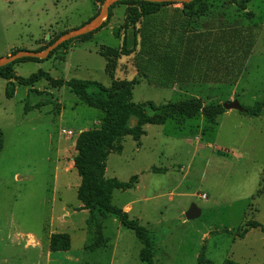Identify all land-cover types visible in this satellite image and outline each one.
Here are the masks:
<instances>
[{"label":"rangeland","instance_id":"obj_1","mask_svg":"<svg viewBox=\"0 0 264 264\" xmlns=\"http://www.w3.org/2000/svg\"><path fill=\"white\" fill-rule=\"evenodd\" d=\"M103 2L0 0V58L18 50H45L62 33L95 17ZM202 3L183 19L172 10L176 5L152 16H145L148 8L141 5H117L99 31L72 40L48 60H24L14 70L25 80L44 72L55 80H90L108 87L114 81H136L129 97L133 103L238 102L242 109L225 110L216 125L203 114L175 117L162 126H145L139 143L125 137L109 154L105 178L127 183L138 177L133 189L114 192L113 204L150 234L152 264H264V109L256 116L247 113L264 102V0H250L246 10L232 0ZM184 29L190 36L210 31L226 39L244 31L235 43H244L253 29V46L245 60L239 52L243 64L239 60L236 70L225 60L204 63L199 46L192 67L172 60L177 65L172 73L184 68L216 72L220 81L176 83L177 78L169 80L167 66L169 58L183 53L171 52L165 64L158 58L168 54L170 39ZM134 36L135 51L115 61L110 77L101 47L121 50ZM27 103L41 107L26 114ZM105 121L104 113L67 86L0 78V264H146L140 259L144 244L117 217L97 214L99 236L79 195L77 141L85 132L101 130ZM192 205L202 215L187 220Z\"/></svg>","mask_w":264,"mask_h":264},{"label":"trees","instance_id":"obj_2","mask_svg":"<svg viewBox=\"0 0 264 264\" xmlns=\"http://www.w3.org/2000/svg\"><path fill=\"white\" fill-rule=\"evenodd\" d=\"M249 1L250 0H232L233 4H235L242 10H246V6ZM202 2L203 0H193L191 3L187 4H154L140 1H122L111 8L109 17L111 15L112 9L115 6L122 4H134L141 5L144 8H148L146 9L147 12L145 13V16H152L163 7H167L170 5H181L182 9L177 11L180 12L183 17L189 18L194 14L195 8L200 4H203ZM253 31L254 30L252 29L251 31L247 32L248 35L244 40V43L241 40H238L237 43H235V39H237L236 37H242L244 31H238L237 35L236 33L235 35L230 34L228 39H226L225 37L219 38V35L217 37L215 36L217 39L213 42V44H211L213 48L208 47V45L202 46L199 44V41L203 37V35H198L195 33L192 36L183 37L182 44L184 45V49L183 52H181L183 54L180 58H177L175 56L169 58L172 63L169 62L170 67L167 66V70H169L170 75L173 76L174 79H176L177 75H179L180 73L178 74V71H175L173 75L172 67H176L177 65L174 64L172 60H176L178 61L177 64L180 63L181 65H184L186 67L188 66V68L192 67L194 61L197 60L196 53L200 49H202L201 47H203V50L205 51L204 63H209L208 61L210 60H225L229 61L230 68L236 70V64L240 60H238V58H242V56H244L243 58L245 60V57L248 56V53L246 52H249L250 48H252L253 46ZM94 33L77 39H85ZM207 36H212V34L209 33ZM54 41H52L50 44H52ZM71 41L61 45L49 56L48 59H50L57 50L64 48ZM244 44H246V46H244ZM136 45L137 40L134 36L131 45L127 42L123 45V48L121 50L106 46L101 47L99 54L107 61L106 73L110 77H114L115 61L121 56H130L135 51ZM142 47V50L145 51L144 43ZM37 51H42V49ZM240 51H242V56H240L239 54ZM165 58V56L160 57L158 58V60L162 64L165 61V64L167 63ZM24 60L43 61L38 59L18 60L12 64L7 65L6 67L1 68L0 78L7 81L18 80L21 81V83L24 85L31 86L43 79L49 82L53 87L67 86L78 97L80 101L91 108L101 111L106 115V121L101 130L85 132L80 135L77 141L78 154L75 157L74 162L76 169L78 170L82 178V185L79 190V195L81 200L84 202L85 208L91 211V216L88 223H95L100 237L102 236V227L97 218V214L101 216L111 215L117 217L120 220L122 226L128 230L133 231L135 236L144 244L145 247L140 253L141 261L146 264H152L153 241L150 237V234L144 227L139 224L137 220H131L129 218V215L125 213L122 208L117 207L113 204L114 192L118 190L126 191L133 189L135 187L136 181L138 180V177L134 176L133 179L127 183L121 182L116 178L106 179V163L109 154L114 149H117L118 144L121 145V141L125 137L131 136L135 142L139 143L141 138L146 134L144 130L145 126H162L175 117H186L191 119L198 116L199 114H203L204 117L212 125H216L218 123L219 117L225 113L223 105L206 106L199 98H190L179 102H169L161 105L155 104L152 101H147L144 103H133L130 101L129 97L132 94L134 86L137 84L136 81H114L113 84L108 87L100 82L90 80H55L48 73L44 72H39L38 74L32 75L28 80H25L23 78H18L14 70V66L20 62H23ZM239 62L240 65L243 64L242 60H240ZM186 70L187 68H184L183 72H185ZM171 78L169 76V80L173 79ZM9 87H13V84L10 83ZM40 107L41 105L32 106L27 103L25 105V113L27 114L32 110L39 109ZM263 109L264 102H260L256 104L252 109H248L247 113L249 115L256 116ZM3 148L4 138L0 133V153L2 152ZM119 148L120 149H118V151H121L122 148ZM208 264L213 263L209 262ZM225 264L236 263L229 261Z\"/></svg>","mask_w":264,"mask_h":264},{"label":"water","instance_id":"obj_3","mask_svg":"<svg viewBox=\"0 0 264 264\" xmlns=\"http://www.w3.org/2000/svg\"><path fill=\"white\" fill-rule=\"evenodd\" d=\"M122 1H140V2H147L154 4H187V3H191L193 0H104L100 12L94 18H92L90 21H88L81 27L62 34L45 50L42 51L19 50L18 52L8 57L0 58V69L21 59L47 60L49 56L64 43L89 35L101 29L109 17L111 8L117 3ZM223 107L225 110L242 109L241 105L236 101L225 103ZM201 215H202V210L198 206L192 205L190 209L185 213V218L187 220H195L200 218Z\"/></svg>","mask_w":264,"mask_h":264},{"label":"crops","instance_id":"obj_4","mask_svg":"<svg viewBox=\"0 0 264 264\" xmlns=\"http://www.w3.org/2000/svg\"><path fill=\"white\" fill-rule=\"evenodd\" d=\"M180 9H182L181 5H176L175 7L172 8V10H180ZM182 17H183V15H181L179 19L185 18V17H183V18ZM179 32L180 33L177 36V38H174L173 40L170 39V43H171V46L173 48H168V50H167L168 54H166L165 57L171 56V54H170L171 52H174V53L177 51H179L180 53L183 52L184 45L182 44V38L188 37L192 33L190 31L185 30V29L181 30ZM195 33L198 35H203V37L199 41V44L203 45V46H207V45L212 46L211 44H213V42L216 41V39H217L216 37H213V36H207L209 33H211L210 31L200 32V33L195 32ZM173 75H174V73H173ZM215 75H216V72H211L210 74H207L206 71L205 72H203V71L198 72L195 70L187 69L185 72H182L179 75H177L176 83H178V82L179 83H181V82H192V81L195 82V81H199V80H203V79L206 80L210 77L211 80L214 78V81L212 80V81L207 82V83H216L217 84L220 81V79H218ZM171 77L173 78V76L170 75V78ZM215 80H216V82H215ZM163 84H165V81Z\"/></svg>","mask_w":264,"mask_h":264}]
</instances>
